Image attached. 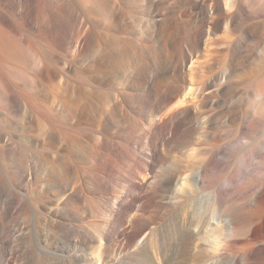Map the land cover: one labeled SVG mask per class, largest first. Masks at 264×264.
Returning a JSON list of instances; mask_svg holds the SVG:
<instances>
[{"label": "rangeland", "instance_id": "374dc122", "mask_svg": "<svg viewBox=\"0 0 264 264\" xmlns=\"http://www.w3.org/2000/svg\"><path fill=\"white\" fill-rule=\"evenodd\" d=\"M135 4L125 17L114 20L113 39L106 43L114 49L123 71L112 73L107 79L92 77L80 89L82 94L88 90L95 92L92 111L87 114L76 111L64 117L60 111L61 100L70 98L73 87L82 82L79 76L89 75L83 64L76 63L70 68V51L54 43L51 32L38 30L35 24L25 27L35 53L49 56L56 75L51 80L38 77L36 87L32 88L33 54L24 79H14V73H8L15 84L5 81L11 95L0 96V234L13 238L17 251L14 264H155L141 252L145 238L154 250L162 248L167 253L169 263L178 264L182 260L185 236L179 220L173 219L171 208L159 205L158 199L153 202L146 212L152 218L145 231L147 236L133 240L127 234L116 235L118 231L131 232L128 223L134 213L122 219L121 202L143 194L137 188L141 182L140 167L145 165V153L154 148L148 131L162 114L176 108L184 96L201 89L216 72L228 75L239 92L250 91L256 79L264 78L261 26L264 18L244 19L242 24L230 27L224 23L211 35L210 45H206L207 36L201 34V19L193 8L194 0H138ZM8 9L14 13L12 7ZM62 15L61 24L67 37L76 32L78 24L85 22L83 32L94 21L74 2ZM164 17L169 19L171 28L155 29L153 19ZM60 18L56 17L59 23ZM99 32L102 30L96 27L95 33ZM227 40L231 41L230 47ZM193 48L199 64L209 55L216 58L203 67L190 62L187 70L197 69L184 79L177 71L178 59ZM135 75L140 79H132ZM150 75L155 76L151 84L147 81ZM65 76L68 85L63 84ZM177 89L182 94L190 93L181 94L170 108L153 113L154 116L141 104L147 92ZM251 98L248 94L244 108ZM197 103L204 113L212 108L202 100ZM222 108L219 106L215 111ZM238 123L224 117L213 129L224 131ZM245 140L246 136L240 138L242 142ZM214 143L205 128L193 127L162 147L165 159L156 169L159 173H172L194 160L201 147ZM63 164L68 168L71 187L78 188L74 198L61 194L52 176V170ZM24 171L31 176L18 184L14 181L15 174ZM60 197L67 202L62 210L65 214L49 209L57 206ZM8 198L16 200L15 210L5 209ZM105 232L110 236H102Z\"/></svg>", "mask_w": 264, "mask_h": 264}, {"label": "bare ground", "instance_id": "6f19581e", "mask_svg": "<svg viewBox=\"0 0 264 264\" xmlns=\"http://www.w3.org/2000/svg\"><path fill=\"white\" fill-rule=\"evenodd\" d=\"M57 1L0 0V96L5 98L11 95L5 81L15 84L8 73H14V79H24L25 69L33 54L35 77L30 82L32 88L36 87L38 77L51 80L56 75L50 66L49 56L35 53L33 41L25 30L26 26L35 24L38 30L51 32L54 43L71 52L68 61L70 68L76 63H82L83 70L89 74L79 76L78 79L82 82L73 87L71 97L61 100L62 115L70 117L76 111L87 114L92 111L95 92L88 90L82 94L80 89L92 77L107 79L112 73L121 74L123 71V64L115 58L114 49L106 43L113 39L111 31L114 20L125 17L138 0ZM72 2L81 6L94 21L83 32L85 22L78 24L76 32L67 37L61 20H64L62 13ZM8 7H12L14 13ZM193 8L201 19V34L203 37L207 36L206 45H210V39L213 38L211 35L224 23L230 27L242 24L244 19L264 18V0H194ZM56 17H61L60 23ZM261 26L264 28V20ZM96 27L102 32L95 33ZM153 27L158 30L165 27L168 30L171 23L167 17L154 18ZM227 42L230 47L231 41ZM124 47L121 44L120 48ZM195 54L196 50L193 48L178 59L177 71L183 74L184 79L188 73L193 74L197 69L192 67L187 70L190 62L191 65L199 64V57ZM215 58V55H209L199 65L209 66ZM132 79H140V76H132ZM154 79L155 76L150 75L147 81L151 84ZM68 81L65 76L63 84L68 85ZM189 93L185 94L188 96ZM181 94L178 89L152 90L143 95L141 104L151 113L150 116H154L153 113L167 108ZM248 94L252 98L244 108L243 103L248 99ZM86 99L92 102L91 105L85 103ZM199 100L205 106L211 104L212 108L204 113L197 106ZM177 105L168 113L162 114L160 120H156L148 131L149 137L154 140V148L145 153V165L140 167L142 175L137 188L143 194L135 196L129 202H121L122 219L130 212L134 213H131L128 223L131 232L123 230L116 235L127 234L133 240L147 236L145 231L151 226L152 218L147 217L146 212L158 199L159 205L172 209L173 219L179 220L180 230L184 234L181 235L185 236L181 248L182 260L178 264H264V78L256 79L251 84L250 91L239 92L235 91L234 82L228 75L216 72L201 89L194 90L189 97L184 96ZM219 106L223 108L216 112ZM224 117L229 121L238 120L239 123L232 129L214 130ZM197 126L205 128L215 143L210 147L200 146L195 159L183 168L180 166L174 172L170 170L172 173H159L156 167L165 159L162 147ZM242 136L247 137L245 142L240 141ZM254 159L257 162H253ZM155 169L159 174H154ZM67 173L68 168L64 164L59 169L52 170L61 194L67 193V197L74 198L78 188L71 187ZM27 176H31V173L24 171L23 174H15L14 181L21 184ZM16 204L15 199L8 198L5 209L11 211L14 207L15 210ZM66 204L65 199L60 197L57 206H49V209L65 214L62 210ZM102 236L110 234L105 232ZM140 249L155 264H172L169 263L167 253L162 248L154 250L147 238ZM16 252L13 238L0 234V264H14Z\"/></svg>", "mask_w": 264, "mask_h": 264}]
</instances>
